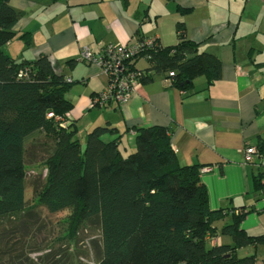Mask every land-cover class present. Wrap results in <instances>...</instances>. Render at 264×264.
Returning <instances> with one entry per match:
<instances>
[{"label":"trees","instance_id":"1","mask_svg":"<svg viewBox=\"0 0 264 264\" xmlns=\"http://www.w3.org/2000/svg\"><path fill=\"white\" fill-rule=\"evenodd\" d=\"M16 21V10L0 0V221L26 209L24 140L40 131L51 139L52 152L43 160L45 179L34 205L50 214L67 212L64 235L70 240L84 227L98 225L97 258L86 264H255V255L238 254L241 247L264 244V233L252 236L240 228L254 206L210 209L199 167L179 164L169 127L134 128L135 147L123 155L116 128L96 126L82 143L74 119L60 127L47 117L70 111L64 97L70 83L45 55L16 62L4 52ZM176 28L178 42L150 52L145 67L150 73L141 81L156 74L165 78L170 71V86L182 90L199 76L208 85L217 81L220 59L185 38L182 22ZM25 67L26 75L18 76ZM105 135L113 138L104 140ZM257 148L264 155V138ZM262 177L257 167L256 190L263 188ZM227 216L230 223L215 226ZM216 236L229 242L212 243Z\"/></svg>","mask_w":264,"mask_h":264},{"label":"crops","instance_id":"2","mask_svg":"<svg viewBox=\"0 0 264 264\" xmlns=\"http://www.w3.org/2000/svg\"><path fill=\"white\" fill-rule=\"evenodd\" d=\"M8 3L16 10L17 21L14 37L3 46L4 52L16 62L47 56L55 72L70 83L64 97L72 104L69 113L82 143V133L86 135L96 126L114 127L120 134L119 148L124 155L135 147L134 128L169 127L170 144L179 164L198 165L210 209L255 208L260 193L253 203L249 194L256 192V162H245L243 157L248 144L257 147L264 138L261 0ZM178 7L187 12H179ZM177 22L183 23L185 38L199 44V51L220 59L221 77L217 81L208 85L207 78L199 76L182 90L170 86L163 74H156L139 83L127 103L110 101L91 106L107 77L97 64L77 61L82 47L96 54L104 44H124L141 36H155L161 46H172L178 42ZM111 138L104 136V140ZM203 167L211 170L203 172ZM211 239L221 243L227 238Z\"/></svg>","mask_w":264,"mask_h":264},{"label":"rangeland","instance_id":"3","mask_svg":"<svg viewBox=\"0 0 264 264\" xmlns=\"http://www.w3.org/2000/svg\"><path fill=\"white\" fill-rule=\"evenodd\" d=\"M138 66L147 67V63L140 61ZM82 136L85 139L84 133ZM24 142L26 209L16 217L0 221V264H86L91 258L95 261L100 246L98 225L84 227L70 240L64 235L67 212L50 214L42 206L34 205L35 194L45 179L43 160L52 152L51 139L35 131ZM257 192L260 193L258 188L249 194L250 203L255 201ZM254 204L257 208L261 206L260 202ZM231 220V216H227L215 222V226L220 228ZM240 228L252 236L264 233V211L247 214ZM226 241L229 242L228 237ZM238 254L255 255V264H262L264 244L241 247Z\"/></svg>","mask_w":264,"mask_h":264},{"label":"built area","instance_id":"4","mask_svg":"<svg viewBox=\"0 0 264 264\" xmlns=\"http://www.w3.org/2000/svg\"><path fill=\"white\" fill-rule=\"evenodd\" d=\"M264 2V0H262ZM160 47L158 38L155 36H141L133 38L131 41L121 43L104 44L100 50L94 54L88 47H82L79 51L77 61L86 60L97 64L107 77V83L94 97L91 106H103L106 102L115 101L119 104L126 103L136 92L137 86L141 83V77L146 76L150 71L136 65L137 60L147 61L150 52ZM27 67L21 69L18 76L26 75ZM173 72L166 74L164 80L169 84ZM264 82V75H263ZM48 118H52L60 127H65L71 119L70 113L54 115L47 113ZM245 162H256V167L262 171L263 188L257 202L260 207H255L256 211H264V155L254 145L248 144L244 149ZM211 167H203L201 171H210ZM46 170L44 169V175Z\"/></svg>","mask_w":264,"mask_h":264}]
</instances>
